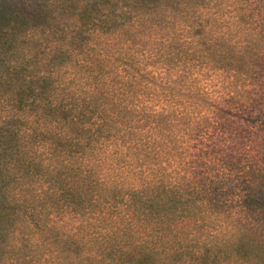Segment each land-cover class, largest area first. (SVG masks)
Here are the masks:
<instances>
[{"label": "trees", "instance_id": "obj_1", "mask_svg": "<svg viewBox=\"0 0 264 264\" xmlns=\"http://www.w3.org/2000/svg\"><path fill=\"white\" fill-rule=\"evenodd\" d=\"M259 148L264 0H0V264H264Z\"/></svg>", "mask_w": 264, "mask_h": 264}, {"label": "rangeland", "instance_id": "obj_2", "mask_svg": "<svg viewBox=\"0 0 264 264\" xmlns=\"http://www.w3.org/2000/svg\"><path fill=\"white\" fill-rule=\"evenodd\" d=\"M68 1H70V0H67V2ZM75 0H73V2H74ZM74 6H75V3H74ZM73 12H74V7L73 8H71V9H68L66 12H65V14L66 15H71V14H73ZM263 141H261L260 143H262ZM259 143V144H260ZM258 147H256V149H257ZM264 150V148H259L258 150H256V151H258V152H261V151H263ZM253 151H255V150H253ZM254 168H258V166H254ZM252 173V175H253V172H251ZM60 264H63V262L62 261H60Z\"/></svg>", "mask_w": 264, "mask_h": 264}]
</instances>
